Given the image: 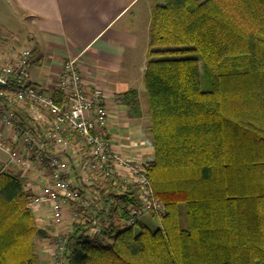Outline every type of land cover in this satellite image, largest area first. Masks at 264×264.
<instances>
[{
    "label": "trees",
    "instance_id": "16d2710c",
    "mask_svg": "<svg viewBox=\"0 0 264 264\" xmlns=\"http://www.w3.org/2000/svg\"><path fill=\"white\" fill-rule=\"evenodd\" d=\"M144 85L154 157L140 159L161 226L126 224L136 189L82 186L91 203L55 238L62 264H264V0H155ZM115 102L142 115L135 89ZM12 108L37 133L27 106ZM31 199L0 172V264L40 262L49 234Z\"/></svg>",
    "mask_w": 264,
    "mask_h": 264
},
{
    "label": "built area",
    "instance_id": "2783aa9c",
    "mask_svg": "<svg viewBox=\"0 0 264 264\" xmlns=\"http://www.w3.org/2000/svg\"><path fill=\"white\" fill-rule=\"evenodd\" d=\"M31 57V47L7 63L0 55V124L8 131L6 137L0 136V148L21 178L33 174L34 186H26L37 190L29 202L31 209L45 206L56 225L78 220L91 203L82 186L89 189L111 179L123 191L137 190L140 205L126 206L127 225L146 212L162 217L164 205L154 196L145 162L112 142L106 90L86 84L77 59L68 58L61 63L53 89L45 92L31 78ZM15 105L27 106L37 133L20 124ZM52 243L47 246L51 258L47 264H62L64 246L58 240Z\"/></svg>",
    "mask_w": 264,
    "mask_h": 264
},
{
    "label": "crops",
    "instance_id": "0c3cea01",
    "mask_svg": "<svg viewBox=\"0 0 264 264\" xmlns=\"http://www.w3.org/2000/svg\"><path fill=\"white\" fill-rule=\"evenodd\" d=\"M154 2L0 0V55L7 63L23 49L31 47V78L45 92L53 89L61 63L68 58L77 59L86 84L102 86L109 95L113 144L128 155L150 161L154 150L144 104L147 101L144 73ZM132 89L140 98V117H130L127 108L115 102L116 95ZM114 107L117 108L115 113ZM7 132L0 124V136L6 137ZM2 154L8 153L0 148V172L19 175L17 166L9 165ZM22 179L24 190L36 194L37 190L32 187L26 190L27 184L34 186L36 182L33 174ZM47 212L45 206L35 211L37 222L43 228L49 221ZM46 250L47 247L41 251L40 264H47L51 259Z\"/></svg>",
    "mask_w": 264,
    "mask_h": 264
},
{
    "label": "rangeland",
    "instance_id": "374dc122",
    "mask_svg": "<svg viewBox=\"0 0 264 264\" xmlns=\"http://www.w3.org/2000/svg\"><path fill=\"white\" fill-rule=\"evenodd\" d=\"M1 28H3V27H1ZM15 36V35H14ZM205 85V84H204ZM147 100V99H146ZM145 105H147V101L144 103ZM115 109V110H114ZM114 109H113V111H114V113H115V111H116V107H114ZM112 111V112H113ZM2 157H3V159L5 158V159H7V160H9V157H8V154H2ZM9 165H11L12 166V164H9ZM8 170H10V169H8ZM11 171V170H10ZM18 174H19V169H18ZM183 213V212H182ZM47 215H48V218H49V221H47V224H45V228H46V231L48 232V234H49V238H47L46 240H40V238L39 239H37L36 240V243H37V246H36V250H37V252H38V254H39V256H40V254L42 253L41 251L43 250V249H45L47 246L49 247V246H53V240H56L55 238H57V237H60V236H62L63 234H65L66 232H68V230H69V225H70V222H72V221H67L66 223H64V224H61V225H56V224H54L53 222H52V220H51V216H50V213L48 214V212H47ZM140 222H143L144 224H146L148 227H150V228H152V229H156V228H158V227H160L161 226V220H160V217L159 216H153V215H151V214H149V213H144L141 217H140ZM181 222H182V225L184 224L185 225V218H184V216L181 218ZM139 227V224H137L136 226H135V229H137ZM57 236V237H56ZM44 252H46V254L48 255V253H47V250L46 251H44ZM49 256V255H48ZM38 264H40V262H38Z\"/></svg>",
    "mask_w": 264,
    "mask_h": 264
},
{
    "label": "water",
    "instance_id": "95a60500",
    "mask_svg": "<svg viewBox=\"0 0 264 264\" xmlns=\"http://www.w3.org/2000/svg\"><path fill=\"white\" fill-rule=\"evenodd\" d=\"M0 86H1V83H0Z\"/></svg>",
    "mask_w": 264,
    "mask_h": 264
}]
</instances>
